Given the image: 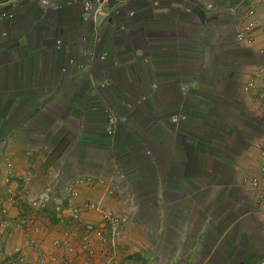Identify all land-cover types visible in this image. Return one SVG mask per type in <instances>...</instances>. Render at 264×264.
Instances as JSON below:
<instances>
[{
  "label": "crops",
  "instance_id": "0c3cea01",
  "mask_svg": "<svg viewBox=\"0 0 264 264\" xmlns=\"http://www.w3.org/2000/svg\"><path fill=\"white\" fill-rule=\"evenodd\" d=\"M235 1L125 0L119 17L99 18L102 41L89 36L91 52H106L92 63L82 53L81 32L91 26L80 20V3L0 0V13L12 15L0 16V264H81L84 254L67 257L53 243L72 230L66 211L87 200L126 218L118 264L263 263L256 145L264 141V0H252L259 26L249 45L234 38ZM68 58L74 63L63 73ZM124 102L135 107L128 118ZM146 148L154 174L139 169L140 186H113L118 161ZM251 177L259 187L246 183ZM75 179L85 180L64 206L30 205L54 187L67 195ZM135 192L148 196L137 203L140 216ZM99 219L86 210L81 225Z\"/></svg>",
  "mask_w": 264,
  "mask_h": 264
},
{
  "label": "built area",
  "instance_id": "2783aa9c",
  "mask_svg": "<svg viewBox=\"0 0 264 264\" xmlns=\"http://www.w3.org/2000/svg\"><path fill=\"white\" fill-rule=\"evenodd\" d=\"M39 5H43L44 7H50L52 9H57L60 5H70L73 3H80L81 5V16L80 20L83 23L84 26H86V29L88 28V25L91 26L90 32L88 30L81 32V41L85 45L83 46L82 53L83 57L86 60L93 62H101L106 57V52L103 50V48L99 51L95 50L94 52H91L86 42L90 35H93L95 40L97 42L102 41V38L100 36V29H99V18H111L112 16L119 17L121 15V7L125 3V0H117L115 2H111L110 0H36ZM12 6V5H10ZM232 11V18L241 20L240 27H238L234 32V38L237 43H243V44H251L252 42V32L258 28L259 23L256 17V11L253 7L252 0H236L234 3V6L231 8ZM125 15L132 16L131 11H125ZM0 16L10 18L12 15L10 13H7V11L3 10L0 13ZM95 23H97L95 27ZM121 25L119 24L117 27L121 29ZM92 31L93 34H90ZM55 43L57 45L61 44L60 40H56ZM74 63V61L71 58H68L65 62V64L62 66L61 71L63 73H67L69 67ZM258 73L262 74L264 76V66H261L258 69ZM253 86V82L249 81L245 83L242 86L243 91H249V89ZM258 149V155L260 158V167L259 172L261 175L264 176V141L257 143L256 145ZM9 180L6 178L4 180L5 184H8ZM82 181V179H75L73 180V187L70 186L66 189V193L69 196H76L78 193L75 189V187ZM248 184L252 187L258 186L260 182L258 179L251 178L248 181ZM8 186V185H7ZM260 189L262 192H264V183L260 185ZM53 197V192L49 190L46 193H43L42 195L38 197H33L30 199V205L35 209L40 208H46L48 205V202ZM63 210V208H58V210ZM86 210H92V211H98L100 215V219L93 223V222H86L83 223V227L85 232L87 233L85 237H94L99 240H104V235L107 234L108 236H111V238H117L119 240V231L121 230L122 224L126 221L125 217L118 216L114 212L102 208L99 202L93 201V202H83L78 205H74L70 208L71 211V217L73 218V221H78L81 223V215ZM2 212H5L4 209H2ZM85 237L83 239H85ZM117 240V241H118ZM32 242V241H31Z\"/></svg>",
  "mask_w": 264,
  "mask_h": 264
},
{
  "label": "rangeland",
  "instance_id": "374dc122",
  "mask_svg": "<svg viewBox=\"0 0 264 264\" xmlns=\"http://www.w3.org/2000/svg\"><path fill=\"white\" fill-rule=\"evenodd\" d=\"M140 40L141 39L139 37H136V40H133V44H136V45L140 44L141 43ZM117 67H121V66H117ZM154 67H155V73H159V71H158L159 68L157 66H154ZM163 72H166V71H163ZM156 76L157 77H155V78H160L159 75H156ZM104 83L105 82L100 81L98 84L95 83V85L97 84V86L99 85V87H101V85H105ZM131 84L134 86L135 89H138L139 88L138 85H140L141 83L131 82ZM117 87L119 89H122V85L120 83L115 84V83L111 82V85L109 84V88L113 91H115L117 89ZM112 88H114V89H112ZM141 101H142V99L137 100V102H139V104ZM123 104L125 105V107H127V108L130 107V109H132V111H129V113L126 115V117L128 118V116H132L134 113L135 107H133V105L129 104V103L124 102ZM150 106H151V104H148L147 106H145V108H149ZM139 109L140 108H138L135 113H138ZM112 112H113V117H111V118H112V122H114L115 119L117 120V111H116V109H114ZM114 124H116V121L114 122ZM148 124H147V127H150L151 124H149V125ZM144 151L147 154H144L142 157L139 156L137 158V160L131 159V161H128V162H127V160L122 161V162L118 161L119 162V169L117 168V171H116L117 173L113 174V176L115 177V178H112L113 186L125 187L124 190H126L127 189L126 186L128 184H126V186H125V182L128 180L130 181V183L132 181H136L133 184L134 187L140 186L141 184H140V182H138L137 176H134V173L138 172L139 169L145 174L146 177H151L154 174V163H155L154 150H152V149L150 150V148H148V150H147V148H146ZM115 162L117 163L116 165L118 166L117 159ZM128 170H131V171H128ZM52 172L55 173L56 171H52ZM130 174H132L131 177L133 179H126L127 177L130 176ZM121 175H124L125 178L122 177ZM251 178H253V177H251ZM251 178H249V179H251ZM249 179H246V183L249 181ZM84 180L85 179H82V181L78 185H82ZM68 185L73 187L72 181H68ZM67 188H68V186H67ZM142 188L146 189L144 187H142ZM52 192H54V194H53L52 199H50V201L48 202L47 207H49L50 205H55V206L63 205L64 196H66L67 198L72 197L69 195H64V191L62 193L60 191V189H55V187H54V190H52ZM65 192H66V190H65ZM139 195H140V197H139ZM147 197H148L147 194H136V192H135L133 200L136 204V210H134L136 213V216H140L142 214V212L137 210V207H139L137 203H139L140 199H142V200L147 199ZM87 201L93 202L94 200H87ZM87 201H84V202H87ZM46 208H44V209H46ZM57 210H58V208H57ZM38 211H43V208L38 209ZM59 211H61V210L59 209ZM70 213H71L70 210L66 211V216H68L67 218H69L71 221V223H69V225L73 224L72 230L68 231V236L66 237V239H64L62 241L57 240V242L53 243V245L56 247V249L60 248L61 250H63V252L65 251L64 253L67 255V257H69L71 255L77 256L80 254H84L86 259L81 257V259L83 261V262H81V264H118V262L116 261L117 260L116 256L119 255L120 258L124 257L123 247L121 244H119V241L117 242L118 239L116 237L112 239L111 236H108L107 234L104 235V238H105L104 240H99V239L94 238L92 236L91 237H85V235L87 233L85 232L83 225H81V223L79 224L78 221H73V218L71 217ZM149 213H151V212L149 211ZM119 232L120 233H119L118 237L120 239L121 235H122L121 230ZM150 232L152 234H154L153 228L150 229ZM77 235H79V236H77ZM76 236L78 238H76ZM84 237H85V239H83ZM121 250H122V252H121ZM65 260L66 259L61 261L59 264H74V260L71 258H69L67 261H65ZM142 260L143 259H141L139 257H133V258H129V259H123V262H125V264H141L142 262L140 263L139 261H142ZM123 262H122V264H123ZM142 264H144V263H142ZM148 264H149V262H148ZM260 264H264V261H263V263H260Z\"/></svg>",
  "mask_w": 264,
  "mask_h": 264
}]
</instances>
